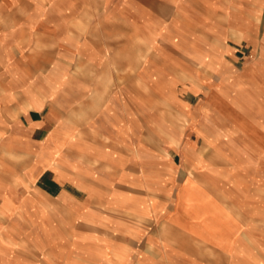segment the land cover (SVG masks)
Returning <instances> with one entry per match:
<instances>
[{
    "label": "crops",
    "instance_id": "obj_1",
    "mask_svg": "<svg viewBox=\"0 0 264 264\" xmlns=\"http://www.w3.org/2000/svg\"><path fill=\"white\" fill-rule=\"evenodd\" d=\"M171 3L162 41L172 53L158 48L146 76L168 69L179 83L169 90L201 92L195 103L149 104L130 84H100L97 46L86 54L94 69L69 70L62 45L72 25L83 28L73 14L84 5L0 3V264H264V212L253 197L224 191L226 180L242 181L239 169L212 159L226 155L212 143L221 140L215 131L228 130V113L222 97L212 102L206 95L260 86L264 61L237 67V43L228 38L230 29L240 30L237 36L257 50L258 5ZM84 41L76 48L81 60ZM52 44L59 45L52 64L34 68L36 48ZM229 75L230 85L207 81ZM211 207L228 226L224 242L217 239L222 233L212 237L204 228Z\"/></svg>",
    "mask_w": 264,
    "mask_h": 264
},
{
    "label": "rangeland",
    "instance_id": "obj_2",
    "mask_svg": "<svg viewBox=\"0 0 264 264\" xmlns=\"http://www.w3.org/2000/svg\"><path fill=\"white\" fill-rule=\"evenodd\" d=\"M2 1L0 0V3ZM244 1L248 4L258 5L259 8V11L253 15L257 28L252 29L257 50L255 52L250 51L247 41L245 39L242 41L241 36H237V32H241L240 30L230 29L228 38L229 40H235V44L237 43L235 45L236 58L233 60L237 67H242L243 64L247 63H245V60L250 58H259L264 61V0ZM70 2L73 5H84V11L73 14V17L76 18L77 15L81 20L83 28L72 25L67 30L68 34L65 37L67 44L62 45L68 50L66 63L69 70L76 72L78 69L84 71L94 69L91 66V57L86 54L89 52L88 47L97 46L99 55H96V59H98L96 62L99 65L98 69L101 75L99 78L100 84H130L134 90H140V92L134 94L144 96L149 104L156 101H163L165 104L172 103L173 101H181V98L189 99L195 103L201 99V92L183 93L179 90L180 87L169 90L170 85H176L178 81L176 80L177 75L166 74L168 69L163 68L164 73H160V76H146L147 72L151 71V64L155 69V62L150 59L153 54H160L161 50L158 48L163 50L164 55L172 53L171 45L167 44L166 41H162V38L167 40L164 35L167 34L168 26L172 24L170 20L172 14L171 0H70ZM248 4L245 5V8L248 7ZM243 22L244 25L249 24L246 18ZM93 26L94 28L91 29ZM82 40H85L84 42L87 45L84 47L88 50L82 54L83 60L76 55V48L80 47L79 43ZM163 42H166V44ZM56 46L59 45L46 46L45 49H48V51H43L40 49L41 47H37L33 62L34 68L47 70L55 59L56 54L54 55L53 52ZM58 55L60 56V54ZM124 56L128 59L125 60ZM56 68H59V66L57 65ZM259 74L260 86L256 90L241 88V84L238 94H236V87L234 88L233 85L232 88H229L227 94L212 92L206 95L212 102L217 101V97H222L224 102H221V107L227 106L228 113L225 116L229 125L228 130L225 133L215 131L218 137L221 136L222 141L216 140L212 143L218 144L217 148L221 150V154L226 155H223V157L218 155L212 159L216 163L225 164L231 169H239L241 177L239 180L242 181L241 183H235L233 180H226L228 184H226L224 191L231 196L242 194V197L244 195L253 197L252 199L257 201L264 212L263 66H261ZM70 79L75 80L74 77H70ZM87 79L89 78L87 77ZM216 79L224 80L229 85L231 81L235 82V78L230 75L227 78L207 77V81L215 82ZM238 101L240 102V112H238L240 121L237 125ZM259 121H262L260 126L257 124ZM197 143L200 144V141H197ZM211 211L213 218L206 222L204 228L210 232L212 237H216V232L222 233L219 237L217 236V239L224 242V233L228 226L222 225L219 221L221 213L216 207H211ZM258 231V244L264 252V216L261 217ZM259 256L263 261L264 254H259Z\"/></svg>",
    "mask_w": 264,
    "mask_h": 264
}]
</instances>
